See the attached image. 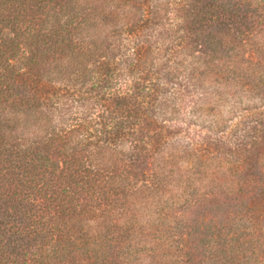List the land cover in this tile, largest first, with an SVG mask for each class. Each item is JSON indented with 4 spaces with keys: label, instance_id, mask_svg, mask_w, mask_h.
I'll list each match as a JSON object with an SVG mask.
<instances>
[{
    "label": "trees",
    "instance_id": "obj_1",
    "mask_svg": "<svg viewBox=\"0 0 264 264\" xmlns=\"http://www.w3.org/2000/svg\"><path fill=\"white\" fill-rule=\"evenodd\" d=\"M202 1L0 0V106H23L30 113L37 111L34 110L36 106L43 109L60 106L63 111L70 109L85 114L79 119L92 121L95 132L92 136L89 130L84 131V124H81L82 128H72L66 133L55 128V141L50 142L58 144V152L65 157L63 166L51 162V145L12 146L0 135V209L8 211L4 214L8 217L5 227L0 221V264H55V258L58 255L64 258L69 247L63 238L60 221L65 230L69 227L68 215L88 211L85 207L91 206L90 201H99L109 207L112 193L95 189V184L99 183L95 174L88 179L89 173H80L79 164H76L79 159L68 157L65 150L74 151L76 146H86L85 139L99 133L103 143L121 146L116 149L118 153L146 158L152 149L164 152L171 148L170 143L176 142L172 140L174 128L166 124L167 107L195 106L192 108L196 110V106L206 101L211 93L204 84L207 78H227V85L232 90L247 91L254 94V98L262 93L263 88L251 84L257 75L259 79L263 77L262 70H258L261 68L259 63L244 68L233 55L227 59L221 56L226 46L223 39L218 37L215 43L204 39L199 43L195 40L197 36L193 37L213 14L219 24L217 32L227 31L233 22L238 23L239 29L249 27L246 16L238 15L235 11L239 8H234L228 19L227 16L221 18L218 11L211 13L213 4ZM254 1H245L247 10L251 8L264 26V9L260 12L258 6L254 7ZM208 38H214V35L209 33ZM251 61L245 62L252 64ZM259 101L264 104V96ZM98 106L101 107L99 114L93 117L89 113ZM174 111L175 115L182 112L179 107ZM43 113L48 119L53 115L49 111ZM246 118H252V124L245 125V133L252 138L251 144L246 142L245 135L235 133V140L239 141L227 151V155L237 156L234 162L243 164L242 153L247 158L252 149L264 146V114ZM76 132L83 135L77 142L70 134ZM219 138L207 134L206 143L210 146L217 141L223 147L226 142ZM176 144L173 146L179 143ZM143 177H146L145 173ZM163 179L155 180L151 186L163 188ZM139 190L129 194L134 205L138 202ZM262 191L255 188L253 200L264 199ZM126 193L116 190L113 194L120 200ZM242 193H239L240 199L244 196ZM12 198L19 205L13 204L10 210ZM38 199L40 201L36 202ZM230 209L228 220L231 225L227 229L233 234L228 233L223 241L225 230H216L213 234L218 237L206 239L212 246L216 242L214 251L210 249L207 255L209 258L219 256L216 259L221 264L260 262V253L248 257L243 252L246 242L242 229L247 224L252 225L253 231L258 233L254 238L257 249L264 252V224L259 218L243 223L247 214H242L240 201L235 210L230 212ZM128 214L122 215L128 217ZM116 233L108 228L102 237L95 236L97 249L83 251L87 264H98L99 255L102 264H119L109 258L107 248L106 254L103 252L104 246L112 248L113 243L124 247L126 235ZM127 236L134 235L130 232ZM74 241L80 244L77 247L83 248L78 240ZM142 242L144 260H149L147 264H160L163 260L156 261L155 258L170 253V249L162 247L161 243L147 247L149 244ZM225 245L227 249L223 252ZM219 251L223 252V258ZM189 252L194 253V249L190 248ZM95 254L97 259H94Z\"/></svg>",
    "mask_w": 264,
    "mask_h": 264
},
{
    "label": "rangeland",
    "instance_id": "obj_2",
    "mask_svg": "<svg viewBox=\"0 0 264 264\" xmlns=\"http://www.w3.org/2000/svg\"><path fill=\"white\" fill-rule=\"evenodd\" d=\"M245 1L203 0V4H213L214 6H210L212 7L211 13L218 11L221 18L227 16L228 19L230 10L239 8L235 12H239L237 14L240 16H246L245 20L249 27L239 29L238 23L233 22L227 31L217 32L216 30H220L219 24L215 22V14H213L207 17L206 25L197 29L194 33L197 35L193 37L197 36L195 40L199 43L204 42V39L205 42L213 40L214 43L218 37L223 39L226 46L221 56L227 59L233 55L237 58V63L245 66L244 68L259 63L261 68H255L262 70L263 77L259 79L257 75L252 79L251 84L263 88L261 94L264 96V26L259 23L258 17L251 8L247 10L248 6ZM257 6L260 12L263 11L264 2L255 0L254 7ZM251 16H254L252 18L254 20L251 19L249 22ZM248 28L251 29L245 31ZM209 33L214 35V38H208ZM232 46H235L234 50L231 49ZM246 60H253L251 61L253 63H246ZM207 79L204 84L211 93L206 101L196 106V110L192 108L195 106L167 107L169 114L166 124L174 128L172 131L175 134L172 140L175 139L176 142L170 143L171 148L164 152H155L152 149L146 158L137 157L136 154L124 156L116 151L121 146H116L115 143H103L104 140L100 139L101 134L99 133H96L97 138H86V146H76L74 151L65 150L68 157L75 156L79 159L76 164H79L80 173H89L88 179L93 178L92 174H95L94 178L99 182L95 184V189L112 194L109 207L105 203L100 204L99 201H90L91 206L85 207L88 211L68 215L70 221L67 226L69 227H65V230L63 221H60L59 224L64 233L63 238L69 247L64 258L61 255L55 258V264H67V262L87 264L88 259L83 251L86 248L91 250L95 247L97 249L95 236L102 237L108 228L117 232L118 235H126L127 238L124 247H117L113 243L110 248L109 245L104 246L105 243H102L103 252L106 254L107 248L109 258L119 264L149 263V260H144L143 249L145 248L142 241L149 244L147 247L161 243L162 247L170 249V253L155 258L156 261L163 260L160 264H221L216 259L219 256L212 255L211 258H215L212 260L207 255L210 249L214 251L216 242L214 241V246H212L206 239L218 237V234L214 236L213 233L219 229H223V232L225 230L222 236L223 241L228 233L233 234L232 231H228L231 225L228 220V209L231 208L230 212H232L240 201V206L243 208L242 214H247V219H243V223L259 218L264 224V199L253 200L255 188L263 190L264 194V146L252 149L247 154V158L242 153V159H245L244 164L233 161L237 156L227 155L229 148L239 141V139L235 140V133L245 135L244 139L251 144L252 138L245 133L247 130L245 125L252 124V118H246V116L264 114V104L259 101L262 96L261 94L255 95L256 98H254V94H249L247 91L245 93L243 90H232L230 85H227V78L224 80L217 76ZM202 98L199 97V99ZM19 107L0 106V135L8 145L12 146L26 147L33 144L36 147L41 143L51 145L50 159L58 166H63L65 157L58 152V144L50 142L55 141L53 138L55 128L66 133L72 128H82L81 124H84V131L89 130L92 136L95 133L92 129V121L79 119L85 114L72 112L70 109L63 111L60 106H49L44 109L42 106H36L34 110L37 109V111L33 113L23 106ZM177 107L182 112H179L180 114L176 112L175 115L173 112L177 110ZM100 108L98 106L92 109L89 114L96 117ZM44 111L52 112L51 119L44 116ZM70 134L74 139L77 138L76 142L83 138L79 132ZM207 134H212L215 139L220 137L219 140L222 139L226 144L222 147L216 143L217 141H212L213 143L209 146L206 143ZM113 141L120 142L118 139H113ZM176 143H179L178 146H173L177 145ZM127 145L129 141L126 142ZM143 173L146 177H143ZM160 178H164L161 181L164 183L163 188L158 189L151 186L155 180ZM116 190L127 191V193L122 194L121 199L117 200V196L113 194ZM136 190H139L138 202L134 205L132 204L133 197L129 194ZM242 191L244 192L242 198L245 200L240 199L239 193ZM236 196L239 198L236 199ZM11 201L10 210L13 209V204L19 205L17 202L14 203L15 199L12 198ZM39 201L40 199L36 200V202ZM213 203L217 205L213 206ZM7 212L5 209L2 211L0 209V221L4 222L3 227L8 219L4 216ZM125 212L129 213L128 217L122 215ZM218 214L220 216H217ZM66 218L65 216L64 219ZM243 231V239L246 242L243 245V252L248 257L260 253V262L251 261L253 264H264V252H260L254 242L258 233L254 232L252 225L249 224L242 229ZM130 232L134 236L128 237ZM74 240H78L83 248L77 247L80 244L74 243ZM71 241H73L72 246ZM190 248L194 249V253L189 252ZM222 248L224 252L227 246H222ZM30 251L33 252L32 247ZM98 251L101 252L102 249L98 248ZM223 252L219 251L220 258H223L221 255ZM94 256V259H97V255ZM101 258L102 256L99 255L100 264H102ZM168 260L170 262H167Z\"/></svg>",
    "mask_w": 264,
    "mask_h": 264
}]
</instances>
